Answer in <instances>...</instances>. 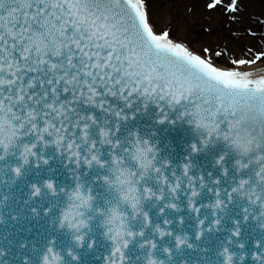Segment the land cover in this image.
I'll use <instances>...</instances> for the list:
<instances>
[{
	"label": "snow or ice",
	"instance_id": "1",
	"mask_svg": "<svg viewBox=\"0 0 264 264\" xmlns=\"http://www.w3.org/2000/svg\"><path fill=\"white\" fill-rule=\"evenodd\" d=\"M168 8L0 0V264H264V160L229 143L264 51L221 69Z\"/></svg>",
	"mask_w": 264,
	"mask_h": 264
},
{
	"label": "rangeland",
	"instance_id": "2",
	"mask_svg": "<svg viewBox=\"0 0 264 264\" xmlns=\"http://www.w3.org/2000/svg\"><path fill=\"white\" fill-rule=\"evenodd\" d=\"M166 2L169 8L163 13L164 21L174 24L179 20L180 38L197 52L209 48L206 56L217 67H234V59H253L264 51V0H243L242 10L235 14L228 11L231 0H220L215 7H209L215 0ZM260 65H264V56L250 68Z\"/></svg>",
	"mask_w": 264,
	"mask_h": 264
},
{
	"label": "clouds",
	"instance_id": "3",
	"mask_svg": "<svg viewBox=\"0 0 264 264\" xmlns=\"http://www.w3.org/2000/svg\"><path fill=\"white\" fill-rule=\"evenodd\" d=\"M232 151L241 160L251 158L252 163L264 160V113L258 105L239 106L229 133ZM258 192L261 190L258 188Z\"/></svg>",
	"mask_w": 264,
	"mask_h": 264
},
{
	"label": "water",
	"instance_id": "4",
	"mask_svg": "<svg viewBox=\"0 0 264 264\" xmlns=\"http://www.w3.org/2000/svg\"><path fill=\"white\" fill-rule=\"evenodd\" d=\"M254 71H264V67ZM187 127V125H178L175 128L164 126L160 129L162 140L171 146L170 155L176 161H182L186 154V146L190 141V136L186 134ZM200 160L207 163L206 157H201Z\"/></svg>",
	"mask_w": 264,
	"mask_h": 264
},
{
	"label": "bare ground",
	"instance_id": "5",
	"mask_svg": "<svg viewBox=\"0 0 264 264\" xmlns=\"http://www.w3.org/2000/svg\"><path fill=\"white\" fill-rule=\"evenodd\" d=\"M264 67V65H260V66H257L256 68H253V69H251V70H258L259 68H263Z\"/></svg>",
	"mask_w": 264,
	"mask_h": 264
}]
</instances>
